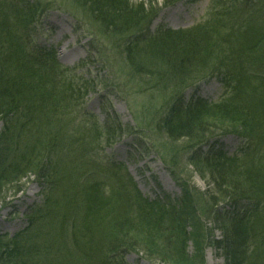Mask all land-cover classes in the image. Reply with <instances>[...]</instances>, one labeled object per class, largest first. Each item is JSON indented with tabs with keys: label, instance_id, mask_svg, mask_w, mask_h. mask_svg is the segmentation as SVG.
<instances>
[{
	"label": "trees",
	"instance_id": "trees-1",
	"mask_svg": "<svg viewBox=\"0 0 264 264\" xmlns=\"http://www.w3.org/2000/svg\"><path fill=\"white\" fill-rule=\"evenodd\" d=\"M77 1L119 34L149 14L143 1ZM44 9L32 0H0V192L17 194L31 174L46 185L44 205L31 208L28 225L0 233V264H128L119 252L139 249L165 264H206V247L220 243L195 232L208 216L223 222L228 264H264V0H215L205 25L159 27L125 43L133 75L153 76L161 90L174 81L178 90L209 70L222 85L215 101L180 95L159 117L161 133L197 139L218 128L245 138L232 153L222 141L195 147L189 163L212 188L178 179L181 195L166 200L143 196L126 167L105 158L106 146L126 130L118 117L119 130L93 118L77 122L82 108L66 71L60 74L55 53L34 45L29 32Z\"/></svg>",
	"mask_w": 264,
	"mask_h": 264
},
{
	"label": "rangeland",
	"instance_id": "rangeland-1",
	"mask_svg": "<svg viewBox=\"0 0 264 264\" xmlns=\"http://www.w3.org/2000/svg\"><path fill=\"white\" fill-rule=\"evenodd\" d=\"M34 1L45 10L39 13L36 23L28 25L29 32L39 48L56 52L60 74L66 71V86L74 88V97L82 108L77 122L93 118L106 123V127L112 130H119L114 120L118 117L123 130L126 129L114 144L106 148L105 158L122 163L140 193L150 199L178 198L181 195L178 179L189 180L200 191L212 188L211 178L202 179L189 163L188 155L198 145L205 149L215 141H223L229 147L234 135L214 128L210 129L212 133L197 139L174 140L159 131L157 122L180 95H184L186 101L199 93L210 100H218L223 89L216 81V73L209 70L200 79L187 82L178 90H175L174 81V86L168 84L164 91L159 84L156 85L153 76L133 75L124 47L126 41H133L137 36L154 35L159 27L175 31L205 25L214 13L215 0H178L169 4L166 0H133L143 1L149 14L139 27L123 34L105 27L77 0ZM195 92L196 95H192ZM74 107H71V116ZM2 126L0 121V131ZM71 133L80 138L85 134L75 130ZM4 157L5 162L11 159L7 150ZM42 181L44 178L31 174L23 180L17 194L13 195L15 188L0 192V233L14 235L28 225L31 208L44 205L46 185H42ZM202 219L204 222L195 224V232L205 236L208 233L210 240L220 241L218 245L214 243L206 247L207 264H228L222 243L223 222L213 216ZM139 250H123L119 256L122 255L128 264H165L146 257V252ZM188 250L190 255L194 253L191 241Z\"/></svg>",
	"mask_w": 264,
	"mask_h": 264
},
{
	"label": "bare ground",
	"instance_id": "bare-ground-1",
	"mask_svg": "<svg viewBox=\"0 0 264 264\" xmlns=\"http://www.w3.org/2000/svg\"><path fill=\"white\" fill-rule=\"evenodd\" d=\"M64 30V29H63ZM65 31V30H64ZM64 34H66V31L65 32H63Z\"/></svg>",
	"mask_w": 264,
	"mask_h": 264
}]
</instances>
